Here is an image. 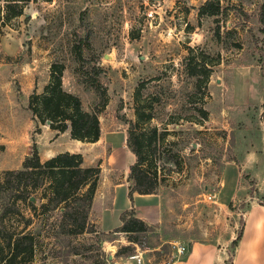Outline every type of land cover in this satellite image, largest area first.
Masks as SVG:
<instances>
[{
	"label": "rangeland",
	"instance_id": "374dc122",
	"mask_svg": "<svg viewBox=\"0 0 264 264\" xmlns=\"http://www.w3.org/2000/svg\"><path fill=\"white\" fill-rule=\"evenodd\" d=\"M206 1H218L219 11L199 15ZM189 51L211 67L200 89L185 70ZM52 63L64 65L63 87L84 109L100 100L94 86L105 93L101 137L81 148L84 164L100 167L97 187L126 177L114 147L130 160L120 138L126 121L136 105L152 108L137 131L156 129L147 157H155L164 202L161 220L137 243L122 232L50 239L29 264H134L127 258L135 253L141 264H172L183 255L173 244L192 241H219L231 257L233 238L225 240L236 237L252 204L264 206V0L30 1L0 25V180L21 168L34 141L43 152L54 139L48 125L36 132L28 109ZM124 245L134 249L117 254Z\"/></svg>",
	"mask_w": 264,
	"mask_h": 264
},
{
	"label": "trees",
	"instance_id": "16d2710c",
	"mask_svg": "<svg viewBox=\"0 0 264 264\" xmlns=\"http://www.w3.org/2000/svg\"><path fill=\"white\" fill-rule=\"evenodd\" d=\"M30 1L34 0H0V25L22 15ZM218 11V1H206L200 7L199 15H213ZM191 52L185 58V70L188 75L197 77L195 86L200 89L206 86L211 67ZM63 70V64L52 63L42 92L29 96L28 109L36 122V132H40V125H47L46 121H49L48 127L57 134L68 130L72 139L96 142L101 134L98 113L105 105V93L94 86L100 100L92 110L84 109L81 98L64 89ZM148 110L145 112L142 105H136L134 120L126 121V146L135 156L127 176L130 201L133 193H157L161 183L155 157L151 160L147 157L158 139L156 129L150 135L143 130L137 131L140 124L153 118L152 108ZM199 110L205 118L207 111L202 107ZM152 151L155 154V150ZM99 174L100 167L85 165L78 152H58L42 160L34 141L32 153L25 157L21 168L4 171L0 180V264H29L50 239L61 242L84 233L105 234L98 232L88 218ZM120 220L121 225L109 232H122L133 243L138 242V234L149 229L136 216L133 207L124 210ZM242 231L243 226L231 241L233 246H237ZM133 249L134 245H124L116 253L128 254Z\"/></svg>",
	"mask_w": 264,
	"mask_h": 264
},
{
	"label": "crops",
	"instance_id": "0c3cea01",
	"mask_svg": "<svg viewBox=\"0 0 264 264\" xmlns=\"http://www.w3.org/2000/svg\"><path fill=\"white\" fill-rule=\"evenodd\" d=\"M48 130L50 139L54 138L49 147H45L42 152L41 143L38 140L35 141L42 160L63 151L82 152L81 148L84 142L70 138L68 130L58 134L49 127ZM66 134H68V139L64 137L67 136ZM109 138L112 141L116 139L112 135ZM120 138L124 140V146L128 149L126 130L123 131ZM125 147L122 146L124 150ZM120 149L117 146L114 147L112 154L118 165L126 167V177L120 181L105 182L104 186L99 185L89 212L90 220L95 222L102 232H109L120 226V214L131 207L134 208L136 216L146 224L161 220V209L164 202V196L161 193L145 195L133 193V199L130 201L128 195L130 183L127 180V174L129 165L135 160V156L128 149L131 157L128 162L124 163L122 160L125 156ZM246 214L242 236L231 257L227 256L226 249L223 250L221 246V249L218 248L221 244L219 241H192L189 248L187 245V251L182 255V258H178L172 264H264V206L252 204ZM232 238L234 239L230 236L223 245L226 246Z\"/></svg>",
	"mask_w": 264,
	"mask_h": 264
},
{
	"label": "built area",
	"instance_id": "2783aa9c",
	"mask_svg": "<svg viewBox=\"0 0 264 264\" xmlns=\"http://www.w3.org/2000/svg\"><path fill=\"white\" fill-rule=\"evenodd\" d=\"M173 245L177 247V251L180 255L184 254L187 251V245L180 246V245H176L175 243ZM127 259L132 261L134 264H141V258L137 253L129 255ZM126 264H132V263L128 261Z\"/></svg>",
	"mask_w": 264,
	"mask_h": 264
},
{
	"label": "water",
	"instance_id": "95a60500",
	"mask_svg": "<svg viewBox=\"0 0 264 264\" xmlns=\"http://www.w3.org/2000/svg\"><path fill=\"white\" fill-rule=\"evenodd\" d=\"M50 122L49 121H46V124L48 125ZM31 200H33L34 201V198L33 197H31ZM188 248H189V245H188Z\"/></svg>",
	"mask_w": 264,
	"mask_h": 264
}]
</instances>
